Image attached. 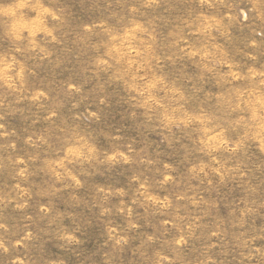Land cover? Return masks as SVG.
<instances>
[{
  "label": "rangeland",
  "instance_id": "374dc122",
  "mask_svg": "<svg viewBox=\"0 0 264 264\" xmlns=\"http://www.w3.org/2000/svg\"><path fill=\"white\" fill-rule=\"evenodd\" d=\"M0 264H264V0H0Z\"/></svg>",
  "mask_w": 264,
  "mask_h": 264
}]
</instances>
